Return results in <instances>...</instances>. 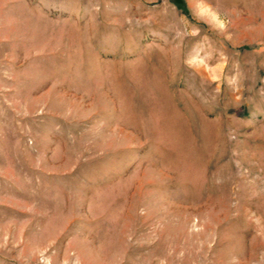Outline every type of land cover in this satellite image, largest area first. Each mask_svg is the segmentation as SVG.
Masks as SVG:
<instances>
[{
  "label": "rangeland",
  "instance_id": "374dc122",
  "mask_svg": "<svg viewBox=\"0 0 264 264\" xmlns=\"http://www.w3.org/2000/svg\"><path fill=\"white\" fill-rule=\"evenodd\" d=\"M0 264H264V0H0Z\"/></svg>",
  "mask_w": 264,
  "mask_h": 264
}]
</instances>
